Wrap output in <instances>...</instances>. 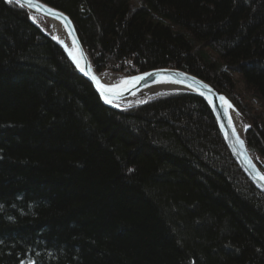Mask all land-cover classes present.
<instances>
[{
    "label": "trees",
    "instance_id": "obj_1",
    "mask_svg": "<svg viewBox=\"0 0 264 264\" xmlns=\"http://www.w3.org/2000/svg\"><path fill=\"white\" fill-rule=\"evenodd\" d=\"M44 1L97 71L176 67L226 94L264 162V0ZM33 19L0 0V264H264V193L204 99L105 104Z\"/></svg>",
    "mask_w": 264,
    "mask_h": 264
},
{
    "label": "water",
    "instance_id": "obj_2",
    "mask_svg": "<svg viewBox=\"0 0 264 264\" xmlns=\"http://www.w3.org/2000/svg\"><path fill=\"white\" fill-rule=\"evenodd\" d=\"M11 1L16 3V0ZM19 4L26 8L31 18L33 15H38L44 17L50 25H52V22L60 25L63 29L62 31L66 34L68 44L72 50L67 49L60 41L52 38L62 48L77 72L91 83L94 90L105 104L115 105L128 102V98L139 93V91L154 86H169L172 87V89L167 88L169 89L167 91H188L202 97L209 105L234 160L251 182L264 193V179L261 178L264 177V162L262 160H254L248 150L244 132L240 134L239 131L236 130L230 115V108L233 109L246 124L244 131L248 128V123L226 94L218 91L208 81L199 76L176 67H157L132 75H118L121 76V80L109 86L101 77L104 73L97 71L93 66L83 47L73 20L67 12L44 0H31L32 6H29L25 0H20ZM33 22L39 26L36 21L33 20ZM70 51H72V53ZM70 53L72 55H70ZM73 55L76 57V60L73 59ZM77 60L79 61V67L77 66ZM81 68H83L84 71H81ZM146 73L150 75H145ZM93 76H95L96 79H93ZM137 77L141 78L136 79ZM101 86H103V91ZM220 97H223L224 100H221ZM108 100H111V103L107 102Z\"/></svg>",
    "mask_w": 264,
    "mask_h": 264
},
{
    "label": "bare ground",
    "instance_id": "obj_3",
    "mask_svg": "<svg viewBox=\"0 0 264 264\" xmlns=\"http://www.w3.org/2000/svg\"><path fill=\"white\" fill-rule=\"evenodd\" d=\"M34 16H36V15H33V17ZM49 28H50V35L55 40L60 41L64 46L67 47V49L72 50L68 44V40L66 38L65 32L62 31L63 29L60 27V25L58 23L52 22V25H50ZM70 52L72 53V51H70ZM65 57L67 58L68 61H70V59L66 55H65ZM71 64H72V62H71ZM106 73H110V72H106ZM101 77H102L103 81L106 82L109 86H111L112 84L114 85L121 80L120 79L121 77L113 75V74H102ZM167 88L172 89V87H169V86L168 87H166V86L149 87V88H146L142 91H139V93L135 94L134 96H131L130 98H128L129 100H127V101L135 100V99L142 97V96H149V95H153V94L160 93V92H166L167 90H169ZM230 115H231L232 122H233L236 130L239 131L240 134L241 133L243 134V132H244V136H245V132H246L247 128L244 131V127L246 124L243 121L239 120V116L231 108H230ZM247 123L249 126L248 121H247Z\"/></svg>",
    "mask_w": 264,
    "mask_h": 264
},
{
    "label": "rangeland",
    "instance_id": "obj_4",
    "mask_svg": "<svg viewBox=\"0 0 264 264\" xmlns=\"http://www.w3.org/2000/svg\"><path fill=\"white\" fill-rule=\"evenodd\" d=\"M34 20L39 24V26L50 36V24L49 22L44 18V17H40V16H34ZM52 37V36H50ZM104 74H113V75H116L118 76L117 74H114V73H104ZM121 77V76H119ZM236 77V76H235ZM121 79V78H120ZM146 96H142V97H139L135 100H131L132 101H136V100H139V99H142V98H145ZM129 102V101H128ZM251 103L252 105L257 109L258 108V103L255 101V100H251ZM239 120L242 121V118L239 117Z\"/></svg>",
    "mask_w": 264,
    "mask_h": 264
},
{
    "label": "snow or ice",
    "instance_id": "obj_5",
    "mask_svg": "<svg viewBox=\"0 0 264 264\" xmlns=\"http://www.w3.org/2000/svg\"><path fill=\"white\" fill-rule=\"evenodd\" d=\"M9 2H11V0H9ZM25 2H26L29 6H32V5H31V0H25ZM16 3L19 4V3H20V0H16ZM70 55H72V54L70 53ZM73 59L76 60V57H75L74 55H73ZM76 62H77V66L79 67V61L77 60ZM80 70H81V71H84L83 68H81ZM145 75H150V74H147V73H146ZM140 78H141V77H137L136 79H140ZM93 79H96L95 76H93ZM97 83H99V82H97ZM101 89H102V91H103V86H101ZM220 99H221V100H224L223 97H220ZM107 102L111 103V100H108ZM258 175H259V173H258ZM261 178L264 179V177H261Z\"/></svg>",
    "mask_w": 264,
    "mask_h": 264
}]
</instances>
